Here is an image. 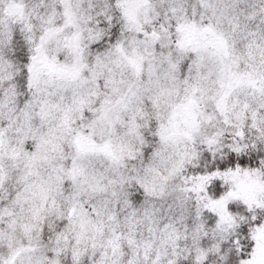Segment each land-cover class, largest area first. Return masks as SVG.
<instances>
[{
    "label": "snow or ice",
    "instance_id": "snow-or-ice-1",
    "mask_svg": "<svg viewBox=\"0 0 264 264\" xmlns=\"http://www.w3.org/2000/svg\"><path fill=\"white\" fill-rule=\"evenodd\" d=\"M0 264H264V0H0Z\"/></svg>",
    "mask_w": 264,
    "mask_h": 264
}]
</instances>
